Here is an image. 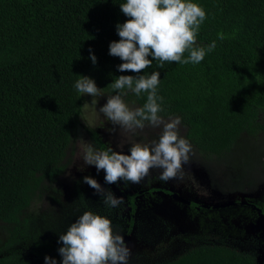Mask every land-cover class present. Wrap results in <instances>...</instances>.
Returning a JSON list of instances; mask_svg holds the SVG:
<instances>
[{
	"label": "trees",
	"instance_id": "trees-1",
	"mask_svg": "<svg viewBox=\"0 0 264 264\" xmlns=\"http://www.w3.org/2000/svg\"><path fill=\"white\" fill-rule=\"evenodd\" d=\"M125 2L0 0V231L6 234L0 237V264H45L46 256L62 264V243L38 241L26 212L67 171L85 101L74 88L79 76L93 79L108 97L117 94L108 86L121 75L159 72L158 115L179 117L191 148L223 166L240 192L264 171V0H192L206 12L197 44L215 41V49L199 64L165 62L161 68L153 60L140 73L118 71L123 61L109 55L110 43L120 39L117 24L129 19L120 10ZM124 91L123 100L137 108L147 102V93ZM86 131L96 149H106L96 128ZM136 196H129L132 214ZM253 205L264 217V204ZM28 240L31 254L15 249ZM163 264L257 261L226 245H200Z\"/></svg>",
	"mask_w": 264,
	"mask_h": 264
},
{
	"label": "rangeland",
	"instance_id": "rangeland-1",
	"mask_svg": "<svg viewBox=\"0 0 264 264\" xmlns=\"http://www.w3.org/2000/svg\"><path fill=\"white\" fill-rule=\"evenodd\" d=\"M84 98V104L87 102L89 106L83 108L81 126L67 152V171L54 183L47 184V188L43 189L26 212L30 219L28 225L38 233V241L58 240L84 212L92 211L107 217L114 233L121 235L123 240L130 234L126 245L130 251L127 264H163L200 245H226L242 253L252 254L257 264H264V217L257 209L242 205L218 209L193 208L172 197L174 193L205 206L240 201L264 204V171L255 174L252 184L243 183L244 191L240 192L223 166L194 148L188 154V162L182 163V176L179 178L165 182L159 179V169H151L141 182L130 183L132 193L146 191L136 198L134 226L128 233L131 191H127L122 181L113 185L105 184L102 170L98 174L94 166L84 164L83 144L91 143L86 128H96L106 148L112 147L130 154L128 149L132 144L158 140L163 126L153 127L145 122L143 129L125 132L99 112L100 107L107 102L104 94L94 98L84 95ZM92 99L97 103L91 104ZM124 102L131 109L137 108L134 103ZM162 119L170 122L174 118ZM185 132V128L179 124V136L184 138ZM84 176H91L116 197H122L123 203L116 208L105 205L103 197L82 182ZM150 188L166 189L172 194L149 193L147 190ZM5 235L0 231L2 239ZM15 249L31 254L32 240Z\"/></svg>",
	"mask_w": 264,
	"mask_h": 264
},
{
	"label": "clouds",
	"instance_id": "clouds-1",
	"mask_svg": "<svg viewBox=\"0 0 264 264\" xmlns=\"http://www.w3.org/2000/svg\"><path fill=\"white\" fill-rule=\"evenodd\" d=\"M120 10L129 19L122 25L117 24L120 39L109 45V55L123 61L118 66L120 72L140 73L151 67L153 60L159 61L158 67L161 68L165 62L199 64L216 47L215 41L207 47L197 44L206 12L192 0H126L120 4ZM218 38L224 39L223 34ZM89 51L91 53V49ZM185 52L188 53L187 58H184ZM90 59L96 63L95 55H90ZM159 76L155 71L151 75L146 73L136 77L121 75L108 86L117 94L108 96L99 112L113 125L125 132L143 129L145 121L153 127H163L158 140L134 143L128 149L130 154L112 147L96 149L91 143L83 144L84 164L94 166L98 174L102 170L107 185L121 181L139 183L151 169H159V179L165 182L182 176L181 165L188 162L191 145L179 136V117L165 122L158 115L163 110L158 103L163 98L157 96ZM74 88L83 96L94 98L102 94L95 81L85 76H79ZM125 89L137 97L147 93V102L143 107L131 109L122 98L127 94ZM96 103L92 99L91 104ZM88 106L86 102L83 108ZM82 182L102 196L105 205L116 208L123 203L122 197H116L91 176H84ZM58 243L63 245L58 249L62 264H127L130 255L123 237L114 233L111 221L92 211H86L77 218L59 236ZM45 264L57 262L46 256Z\"/></svg>",
	"mask_w": 264,
	"mask_h": 264
},
{
	"label": "water",
	"instance_id": "water-1",
	"mask_svg": "<svg viewBox=\"0 0 264 264\" xmlns=\"http://www.w3.org/2000/svg\"><path fill=\"white\" fill-rule=\"evenodd\" d=\"M172 197H174L179 202L184 203V204H186L188 206L191 204L190 201H188V200H186V199H184V198H182V197H180V196H178V195H176L174 193L172 194ZM241 203L242 204H247V202H243V201ZM234 205H236V202H230V203H226V204H223V205H215V206H205V205H203V207L211 208V209H218V208H225V207L234 206ZM129 240H130V235L126 236L125 239H124L125 245H127Z\"/></svg>",
	"mask_w": 264,
	"mask_h": 264
},
{
	"label": "flooded vegetation",
	"instance_id": "flooded-vegetation-1",
	"mask_svg": "<svg viewBox=\"0 0 264 264\" xmlns=\"http://www.w3.org/2000/svg\"><path fill=\"white\" fill-rule=\"evenodd\" d=\"M122 183L124 184V186H125V188H127V191H131V190H129V189H131V184H130V187H129V189H128V187H127V185H129V184H127V182H123L122 181ZM131 183V182H130ZM153 188H150V189H148L147 190V192H149L150 190H152ZM146 190H141V191H139V192H137V193H132V191H131V195H133V194H137V196H136V198L139 196V195H142L144 192H145ZM155 192H161V191H154V192H152V193H155ZM150 193V192H149ZM136 198H135V208H136ZM183 198V197H182ZM130 201V200H129ZM242 201H240V202H236V205H242V206H246V205H248V206H254L253 204H251V203H249V202H247V201H243V202H247V204H242L241 203ZM194 203V202H193ZM130 204H131V202H130ZM236 205H234V206H236ZM190 206H192V202H191V204H190ZM202 207H203V205H201ZM193 208H195L194 206H192ZM204 208V207H203ZM253 208H255V207H253ZM131 211H132V205H131ZM135 211H136V209H135ZM258 211L261 213V210H259L258 209ZM262 215V214H261ZM132 216L134 217L135 216V213L134 214H132L131 213V218H130V222H131V220H132ZM134 219V218H133ZM130 224V223H129ZM133 224H134V221H133ZM130 226V225H129ZM130 235V234H129Z\"/></svg>",
	"mask_w": 264,
	"mask_h": 264
}]
</instances>
